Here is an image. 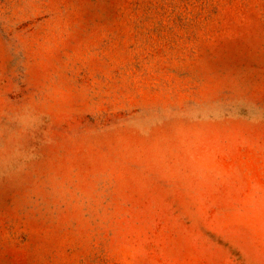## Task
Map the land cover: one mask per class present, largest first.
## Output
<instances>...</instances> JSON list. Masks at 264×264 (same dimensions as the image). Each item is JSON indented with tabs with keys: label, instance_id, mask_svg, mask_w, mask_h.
Wrapping results in <instances>:
<instances>
[{
	"label": "rangeland",
	"instance_id": "obj_1",
	"mask_svg": "<svg viewBox=\"0 0 264 264\" xmlns=\"http://www.w3.org/2000/svg\"><path fill=\"white\" fill-rule=\"evenodd\" d=\"M0 264H264V0H0Z\"/></svg>",
	"mask_w": 264,
	"mask_h": 264
}]
</instances>
